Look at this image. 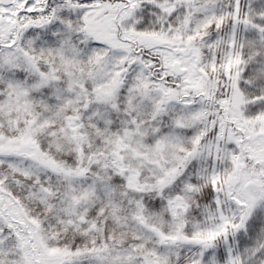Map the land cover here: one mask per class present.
<instances>
[{"label": "snow or ice", "instance_id": "obj_1", "mask_svg": "<svg viewBox=\"0 0 264 264\" xmlns=\"http://www.w3.org/2000/svg\"><path fill=\"white\" fill-rule=\"evenodd\" d=\"M0 264H264V0H0Z\"/></svg>", "mask_w": 264, "mask_h": 264}]
</instances>
